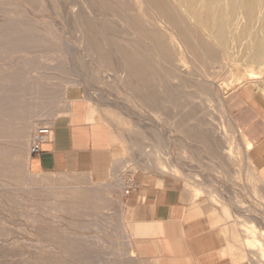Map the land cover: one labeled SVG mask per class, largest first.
I'll return each mask as SVG.
<instances>
[{"label": "bare ground", "instance_id": "bare-ground-1", "mask_svg": "<svg viewBox=\"0 0 264 264\" xmlns=\"http://www.w3.org/2000/svg\"><path fill=\"white\" fill-rule=\"evenodd\" d=\"M3 1H5L4 4L6 5H2L3 7L0 8V18L16 26L20 24L21 20L26 16L23 15L24 11L20 10L24 9L28 12L29 7L30 9L32 8L30 4L35 1L37 3L40 0H0V3ZM43 1L47 8L46 10L52 15L53 26L51 29L48 28L47 31L50 30L54 32L57 27V31L60 33V37L53 36L52 40L63 42L67 50L69 47L72 48V51L74 53L76 52L81 58L80 60H75V62L71 61L70 66L78 72L85 68L90 70V72L94 71L93 76H79L80 84L85 86L86 92L84 89H80L75 93L74 90L77 84L76 86H70V90L68 91V108L61 112L58 118L53 119L54 123L59 122V120L63 121L70 116L77 104L84 103L86 109L97 106L94 99L96 96L102 95L99 87L100 84L103 82L114 83L115 80L117 81L115 87L124 90V92L132 98V101L135 99L137 101L136 103L141 107L143 106V109L146 111L145 113H147V118H142L138 115L137 117H139V119L133 117V121L135 122L133 123L134 125L132 124L135 128L133 131L135 136L132 137L133 143L137 144V137H139L137 135L139 134H145L147 142L150 141L152 144H155V142L157 143L161 138L164 141V145L168 146L171 155L170 158L165 156V159H163L161 149H159L158 145L153 149L145 151L146 154H138L139 156L136 158L137 162H142L145 156L147 157L148 163L146 160L143 161L147 163V166L151 164L157 165L161 173L168 172L170 163L175 166L177 165L178 167L176 168H180L182 171H192V169L189 170L187 168V164H183L180 162L181 160L178 159L175 145L176 142H180L205 144V147L208 149L207 154L213 158L216 172H219L222 166H224V160L222 159L223 155L222 157L218 156L219 150H222V152L225 151L227 158L233 160L235 164L237 163L236 157L234 159V156H237L238 149L236 152V149L234 151V148L231 149V145H229L230 142L228 143V139L226 138L229 133H225L222 124L221 126L219 124L220 128L216 130V134H220L221 136V134L225 133L226 137L224 138L223 136L222 140L220 138L218 143L214 142L212 136L214 134H211L208 130L209 125H205L209 119H212V116L210 117L203 113L210 117L207 119L208 121L205 122V117L199 116V113L208 105L209 98H214L217 107H220L224 115L228 118L226 119L230 120L223 107V98L229 92L224 95L221 89L218 88L220 85L217 86L213 83V81L218 79L219 75H221V70L227 65H232V67H234L235 74L244 73L248 78H251L255 72L259 71L260 74V70L264 72V0H56V3H53L54 0ZM33 6L35 8V5ZM40 7L41 6H39L37 10L41 11ZM31 12L30 16L32 18H30L35 22L43 17V15H41L42 12L38 14V17L31 14ZM35 18L37 19L35 20ZM27 27L30 28L32 26L27 25L26 28ZM75 35L77 38H75ZM23 38V36L19 37L20 40H23ZM8 39L9 38H7V40ZM22 42H24V40ZM29 49H31V47ZM56 57L57 56L54 58ZM244 58L247 59L245 68L248 67V71L243 69L244 67L240 64L244 61ZM255 64L259 70L255 68L257 70L252 73L251 70L254 69L253 65ZM56 69L59 71L58 66ZM26 73L30 72L26 71ZM23 79L24 77L22 80ZM64 81L63 78V83H65ZM24 82L25 84L28 83L26 80H24ZM20 85L23 86V84ZM18 88L19 87H17V89ZM114 90L116 91V89ZM117 92L119 93V90ZM64 95H62V98ZM207 95L209 97L208 99L205 97ZM103 97H105V95ZM58 98L59 99H56L57 101L60 100L59 96ZM116 102L117 100H115V103ZM16 104L17 103L13 101L11 103L8 101L5 105L0 102V117L3 116L0 118V128H4L5 125H14V123L23 119L22 115H16V110L21 112V110L25 108ZM49 105L50 104L47 103L40 104L38 109H34L32 115L29 114L24 117L25 120L33 119L30 122L28 120L26 126L23 127L26 131L25 137H23L26 138L25 140L27 143L29 141H35L36 137L33 139L32 137L30 138L29 131H31L32 126L39 121L38 119L44 114V110L46 111ZM5 114L7 116L4 117ZM214 122L215 121L212 120V123ZM168 123L175 126V129L173 128L172 131L167 129L168 127L166 124ZM213 125H216V123ZM43 127L48 128L46 125ZM50 136L52 138V132L49 133L47 139ZM175 136L177 140L173 139ZM229 137L230 135H228V138ZM14 138L16 137L12 136L11 132H0V153L3 151L2 145L4 146V143L8 144V142L12 143ZM111 141V145L116 144L114 136ZM15 145L16 144H14V146ZM32 148L33 147H31V150ZM248 163L249 162L246 164ZM24 165H27L30 172L32 165L36 168L33 162L31 165V160L27 161ZM248 165L244 166L247 167ZM235 167L237 166L235 165ZM196 169H198L197 166ZM201 169L202 170L198 172L199 175L216 178L213 177L214 172H209V168H207V171L204 170L205 168L203 169V167H201ZM9 171L10 170L6 166H2L0 163V190L7 186V181H10L12 184L14 183L12 179L10 180V178H7ZM251 174L253 175L252 172ZM234 175L236 176V174ZM211 178H209V180ZM252 178L254 179V176H252ZM251 181L252 183L250 182L249 184L250 186L252 184L253 188L254 180ZM225 183L228 186L235 187L232 185L233 183ZM254 186L256 187L257 185ZM3 195L4 193L1 190L0 197ZM32 195L34 194L32 193L31 196ZM63 208H66V205L65 207L61 206L58 211L60 210L61 212ZM56 212V208H50L49 215L55 219L53 214ZM26 217L31 221L32 227L35 228L37 226L36 222H38L35 214L32 212L26 215ZM49 225L51 229V225L53 224L50 222ZM27 236H29V234ZM31 236L35 237L33 234ZM46 241L34 239L32 243L35 244V247L30 249L29 252H24V254L20 253L25 256L23 259L27 260V264H56L57 255H60L56 252H58V250L63 251V249H57L58 247H56V245L54 248L53 246L45 244L44 242ZM11 244L15 246L21 243L14 240ZM50 244L54 245L53 242ZM259 245L260 243L258 242L256 247L258 248ZM252 246L255 248L254 245ZM44 251L47 252L46 254L48 255L44 254ZM20 254L19 256H21ZM5 257L6 255L0 253V259L4 258L3 260H5V262L12 259L11 257L6 261Z\"/></svg>", "mask_w": 264, "mask_h": 264}, {"label": "rangeland", "instance_id": "rangeland-1", "mask_svg": "<svg viewBox=\"0 0 264 264\" xmlns=\"http://www.w3.org/2000/svg\"><path fill=\"white\" fill-rule=\"evenodd\" d=\"M4 3L5 1L0 3V8L3 7L2 5H6ZM53 3H56V0H54ZM30 5L32 7V10L29 7V11H32L31 14H33L34 16L38 17V14L42 12V14H40L43 15V17L39 18L37 22L33 21V19H31L32 17L30 16V12H27V10L24 9H21L20 11H24L23 15L26 16L21 20L20 24H17L16 26L11 25L7 23L5 19L0 18V87L2 86L0 88V102L5 105V103H8V101L10 103L13 101L14 103H17L16 105H21L25 108L22 109L21 112L16 110V115H22V120L17 121L16 123H14V125H5L4 128H0V132L8 131L12 133V136L16 137L13 139L12 143H4V146L2 145L3 151L0 153V163L2 164V166H6L10 170L8 172L7 178H10V180L12 179L14 181L13 184L10 183V181H7V186L1 188L4 195L0 197V253L6 255V261H8L7 259L11 257L12 259H9L8 262H5V260H3L4 258L0 259V264H27V260L23 259L25 257L23 254L26 251L29 252L30 249H33L35 247V244L32 243L34 242V239H38L40 241H46L48 239L46 241L48 243L44 242L45 244L53 246L54 248L56 245V247H58L57 249H63L65 253L62 250H58V252H56L60 254L59 256L56 254V264H141L136 260L134 256L132 257L129 247L130 241L128 234L121 231L118 226V219L120 218V206L122 205L123 201L122 197L125 194V192L119 191L118 184L114 183V185L108 187V191H104V188L99 181H92L91 177H89L90 181H87L88 179L85 173H83V171L81 170H78L77 172L70 171L66 173L55 174L51 172H45L44 170L35 171L37 170V168L33 167L32 165V162L33 164L35 162L32 159L38 158V156H34L31 154V147L32 145L34 146L35 141H29V144L26 142V138H24L26 131L23 129V127L26 126L28 120L30 122L33 119L25 120L24 117L28 116L29 114L32 115L34 109H38L40 104H50L49 106H47V110H44V114L41 115V117L38 119L39 121L37 120L38 122H36V124L32 126V132L29 131V134L30 138H35L38 129L45 125L48 126V129H50V132H52L55 126L67 120H59V122L56 123L53 122V119L58 118L61 112L68 108V91L70 90V86H76L77 84V87L74 90L75 93L80 89H84V91L86 92L85 86L80 84L79 76H93L94 71L90 72V70L85 68L82 71L80 70L78 72L76 69L70 66L71 61L75 62V60H80L81 58L76 52L74 53L72 51V48L69 47L67 50V48L64 47L63 42H56L52 40L53 36L60 37V33L57 31V27L55 28L54 32L48 30V33L47 29H51L53 26L52 15L48 12V10H46L47 8L44 5V1L40 0L37 3L35 1ZM33 5H35V8ZM38 5L41 6V11L37 10L39 9ZM42 6L45 8H43ZM36 19L37 18H35V20ZM27 25H31L32 27L26 28ZM21 36L24 37V42H22V39H19V37ZM7 38L9 39L7 40ZM61 38L63 39L62 36ZM75 38H77V36ZM26 44L30 46H27ZM30 47L31 49H29ZM57 53H59L60 56ZM53 56L57 57L54 58ZM246 61L247 59L244 58V61L240 63L245 70L248 69V67L245 68ZM57 66L59 68V71L58 69H56ZM253 66L254 69L257 68L259 70L256 64ZM226 67V71L225 68L221 70L222 73L218 77L219 80L216 79L213 81L215 85H220L218 88L221 89L222 93L225 95L227 92H236V90L239 89H248L250 91L249 93L253 96L255 95L260 104L264 106V72L260 70L259 74V71L255 72L257 69H253L251 71L252 73H255L251 78H248L244 73L235 74L234 67H232V65H227ZM26 71H29L30 73H26ZM26 75L27 79L25 78ZM22 76L24 77L23 80ZM63 78L65 80V83H63ZM24 80H26V82L28 83L25 84ZM116 82L117 81L114 80V83L103 82L102 84H100V90L102 92V95L104 94L105 97H103L104 95H101V98V96L98 95V97L96 96V98L94 99L95 104L100 110V115L98 116L96 122L103 117L107 119L109 127L113 129L112 133L115 137V142L119 141L121 145H124L125 153L123 152L124 154H120L119 152H117V150L119 149L117 147L115 148L116 154H119V156H123L122 158H124V156L128 157L126 160L129 159L131 161L132 159L133 161H135L131 155V149L137 150L139 147H141L143 149L141 151L143 155L146 154L145 151H147L148 149H153L155 146L159 145V149H161L162 153V158L165 159V156L170 158L171 155L169 153L168 146L164 145V141L161 138L157 143L155 142V144H152L150 141L147 142V140L145 139V134H139L137 135L139 136L137 137V144L133 143L132 137L135 136L133 132L135 128L132 126V124L135 123L133 121V117L139 119V117H137L138 115L142 118H147V113H145L146 111L145 109H143V106H139V104L136 103L137 101L135 99H133L134 101H132V98L128 96L127 93L124 92V90L116 88ZM20 84H23V86ZM17 87L19 88L17 89ZM114 89H116V91ZM118 90L119 93L117 92ZM62 95H64L65 98L64 96L62 98ZM58 96L60 97V100L57 101L56 99H59ZM205 97L207 99L209 98L208 95ZM209 99L210 100L208 102V105L205 106L208 109L204 107V110H201L199 116L205 117V122L208 121L207 119H209L211 116L212 119H209L210 123H212V120L215 121L212 124H210L209 121L205 123L206 126L209 125V128L212 129L211 130L208 128L210 133L214 134L212 135L214 142L218 143L220 141V138L222 140L223 136L224 138L226 137L225 133H229L228 135H230V137L228 138L227 135L226 138L228 139V143L230 142L229 145H231V149L234 148L233 151L236 149L235 152L238 149L237 156H234V159L236 157L237 160L236 164L233 162V160H229L227 158L225 151L222 152V150H219L218 156L222 157L223 155L222 159L224 160V166H222V169L219 172H216L213 158L207 154L208 149L207 147H205V144L201 145L197 143L194 144L176 142L175 146L178 153V159L181 160L180 162H182L183 164H187V168L189 170L192 169V171H182L180 168H176L178 167L177 165L175 166L174 164L170 163L168 172L161 173L157 165L151 164L147 166L148 160L147 157L144 156L143 160H146L147 163H141L142 166H139V163L133 165L132 162L128 161L129 178L134 175H140L143 180L153 181L157 179L158 181H160L164 177L172 176L184 180L187 177H191L194 179V181H196L197 179L201 181L203 180L202 176L205 175H199L198 172L202 170L201 167H203V169L205 168L204 170L206 171L208 170L207 168H209L210 173L214 172L216 176L213 174V177H216L215 179L217 180L216 183L218 184V186H228L225 182H228L229 184L233 183L232 185H234L238 190H240L241 188L242 193L244 192L242 187L244 188L245 186H248L251 188L252 184L251 186L249 184L250 182L252 183L251 180H254L253 185L259 183L264 186V184H262L257 178H252L249 164V155L252 151V147L248 149L247 142L238 132V130H236L235 126L232 124L231 119L227 120L228 118L224 115L222 109L220 107H217L215 99ZM115 100H117L116 103ZM128 111L129 113H131L129 114ZM134 111L136 114L134 113ZM203 113L209 115L210 117L204 115ZM6 114L4 115V117L8 115ZM215 123L216 125H213ZM219 124L220 126L222 124L225 132L221 134V136L220 134H216V130L220 128ZM166 126L168 127L167 129L171 131L173 130V128L175 129V126H172V124L170 123L166 124ZM49 138L51 139V136ZM49 138L47 139L46 137L47 140H50ZM176 138L177 137L175 136L173 139L177 140ZM14 144L16 145L14 146ZM30 160L32 165L31 172L29 171L27 165H24L27 161ZM245 162H249V165ZM235 165L237 167H235ZM244 165L248 166L245 167ZM196 166L198 167V169H196ZM140 171L142 172L141 174ZM234 174H236V176ZM132 184L133 182L131 181V183H128L127 186L130 187L132 186ZM156 186H160V182H157ZM234 191L236 193V189ZM31 192L34 195L31 196ZM27 194L30 196H28ZM55 195L56 197H58L56 198ZM254 195L255 198L258 197L256 193H254ZM235 196H237V200L240 202L245 200L244 197L238 193H236ZM249 200L252 202L251 197H249ZM65 205L66 208H63L61 212L60 210L58 211L61 206L65 207ZM251 205H253L256 210L257 208H259L256 203H251ZM50 208L57 209V212L53 214L55 219H53L49 215ZM32 212L38 219V222H36L37 226L35 228L32 227L31 221L26 217V215L31 214ZM21 217L23 218L20 219ZM50 222L53 224L51 225V229L49 225ZM50 231L53 234H51ZM45 232L48 234H46ZM28 234L29 236H27ZM32 234L35 235V237H32ZM14 240L18 241L21 244L13 246L11 243ZM51 242H53L54 245L50 244ZM29 243L32 245H30ZM260 246L261 245H259V247ZM46 253L47 252L44 251V254ZM19 254L21 256H19Z\"/></svg>", "mask_w": 264, "mask_h": 264}, {"label": "crops", "instance_id": "crops-1", "mask_svg": "<svg viewBox=\"0 0 264 264\" xmlns=\"http://www.w3.org/2000/svg\"><path fill=\"white\" fill-rule=\"evenodd\" d=\"M249 92L227 93L223 107L248 149L252 147V176L264 184V106ZM99 115L97 106L86 109L84 103L77 104L67 120L53 128L52 138L39 146L40 154L34 155L38 158L32 159L35 171L81 170L87 181L89 177L99 181L104 191L114 183L120 192L129 189L122 197L118 226L128 234L132 257L141 264H264L263 185L242 187V193L241 188L218 186L215 178L206 175L202 182L196 180L199 183L191 177L129 178L130 160L115 152L118 147L117 152L125 153L124 145L119 141L111 145L113 129L104 117L96 122ZM142 150L131 149L133 165L145 164L135 159ZM235 189L244 201L237 200ZM258 242L261 246L257 248Z\"/></svg>", "mask_w": 264, "mask_h": 264}, {"label": "built area", "instance_id": "built-area-1", "mask_svg": "<svg viewBox=\"0 0 264 264\" xmlns=\"http://www.w3.org/2000/svg\"><path fill=\"white\" fill-rule=\"evenodd\" d=\"M50 129L47 127H42L38 130L36 133L35 143L34 146H32L31 154L32 155H38L40 154V145L42 142L46 141V137L49 135ZM131 187V186H130ZM129 189L125 191V194H128Z\"/></svg>", "mask_w": 264, "mask_h": 264}]
</instances>
